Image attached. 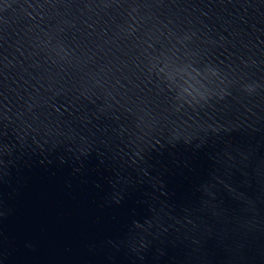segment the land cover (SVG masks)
Returning a JSON list of instances; mask_svg holds the SVG:
<instances>
[{"label":"water","instance_id":"obj_1","mask_svg":"<svg viewBox=\"0 0 264 264\" xmlns=\"http://www.w3.org/2000/svg\"><path fill=\"white\" fill-rule=\"evenodd\" d=\"M0 264H264V0H0Z\"/></svg>","mask_w":264,"mask_h":264}]
</instances>
